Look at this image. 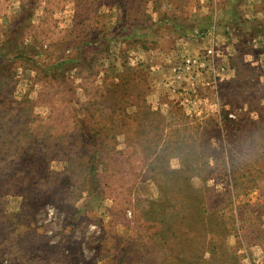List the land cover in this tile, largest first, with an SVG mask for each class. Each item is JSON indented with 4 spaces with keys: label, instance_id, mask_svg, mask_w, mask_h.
Here are the masks:
<instances>
[{
    "label": "rangeland",
    "instance_id": "obj_1",
    "mask_svg": "<svg viewBox=\"0 0 264 264\" xmlns=\"http://www.w3.org/2000/svg\"><path fill=\"white\" fill-rule=\"evenodd\" d=\"M0 54V264H264V0H0Z\"/></svg>",
    "mask_w": 264,
    "mask_h": 264
},
{
    "label": "built area",
    "instance_id": "obj_2",
    "mask_svg": "<svg viewBox=\"0 0 264 264\" xmlns=\"http://www.w3.org/2000/svg\"><path fill=\"white\" fill-rule=\"evenodd\" d=\"M207 55L208 57L211 59V65H214V69H218L214 63V60H215V57H216V52H215V47L214 46H211L207 49ZM213 62V63H212ZM184 66L186 69L188 70H203L205 69L206 67L209 66V64L203 60V58H199V57H195V56H187L185 59H184V62H183ZM220 70H223V67L220 68ZM194 83V81H193Z\"/></svg>",
    "mask_w": 264,
    "mask_h": 264
},
{
    "label": "trees",
    "instance_id": "obj_3",
    "mask_svg": "<svg viewBox=\"0 0 264 264\" xmlns=\"http://www.w3.org/2000/svg\"><path fill=\"white\" fill-rule=\"evenodd\" d=\"M2 62V55L0 54V63Z\"/></svg>",
    "mask_w": 264,
    "mask_h": 264
}]
</instances>
